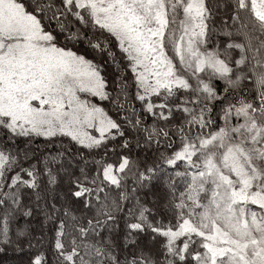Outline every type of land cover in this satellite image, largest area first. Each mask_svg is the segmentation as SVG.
<instances>
[{
  "label": "snow or ice",
  "instance_id": "snow-or-ice-1",
  "mask_svg": "<svg viewBox=\"0 0 264 264\" xmlns=\"http://www.w3.org/2000/svg\"><path fill=\"white\" fill-rule=\"evenodd\" d=\"M264 264V0H0V259Z\"/></svg>",
  "mask_w": 264,
  "mask_h": 264
},
{
  "label": "trees",
  "instance_id": "trees-1",
  "mask_svg": "<svg viewBox=\"0 0 264 264\" xmlns=\"http://www.w3.org/2000/svg\"><path fill=\"white\" fill-rule=\"evenodd\" d=\"M14 259L15 257H6L5 259H0V264H11V261Z\"/></svg>",
  "mask_w": 264,
  "mask_h": 264
}]
</instances>
